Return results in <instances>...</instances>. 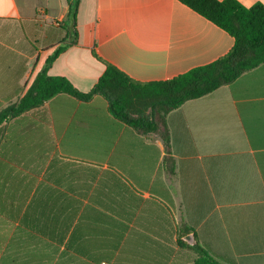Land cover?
<instances>
[{"label":"crops","instance_id":"1","mask_svg":"<svg viewBox=\"0 0 264 264\" xmlns=\"http://www.w3.org/2000/svg\"><path fill=\"white\" fill-rule=\"evenodd\" d=\"M71 2L0 0V113L68 38ZM77 34L48 75L83 93L102 62L165 82L235 44L178 0H79ZM166 121L168 148L102 100L59 97L1 125L0 264H264V64Z\"/></svg>","mask_w":264,"mask_h":264},{"label":"trees","instance_id":"2","mask_svg":"<svg viewBox=\"0 0 264 264\" xmlns=\"http://www.w3.org/2000/svg\"><path fill=\"white\" fill-rule=\"evenodd\" d=\"M208 19L235 39L233 49L215 63L194 69L172 80L141 83L132 80L115 66L102 62L105 72L94 88L83 93L64 77H51L48 70L68 48L77 44L79 0L70 4L68 38L55 50L38 73L21 101L0 113V126L11 118L41 108L59 97L88 103L102 100L116 119L142 134H157L166 148L170 142L168 115L185 102L199 99L229 85L245 73L264 64V5L246 8L237 0H178ZM184 245L188 243L183 242ZM193 264H220L206 253Z\"/></svg>","mask_w":264,"mask_h":264},{"label":"water","instance_id":"3","mask_svg":"<svg viewBox=\"0 0 264 264\" xmlns=\"http://www.w3.org/2000/svg\"><path fill=\"white\" fill-rule=\"evenodd\" d=\"M187 241L190 242L189 239H187Z\"/></svg>","mask_w":264,"mask_h":264}]
</instances>
